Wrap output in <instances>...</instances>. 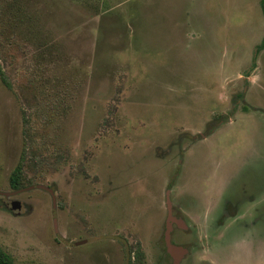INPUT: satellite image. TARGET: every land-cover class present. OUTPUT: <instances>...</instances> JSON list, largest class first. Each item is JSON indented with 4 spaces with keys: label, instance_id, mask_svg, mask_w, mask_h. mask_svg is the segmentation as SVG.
Wrapping results in <instances>:
<instances>
[{
    "label": "rangeland",
    "instance_id": "rangeland-1",
    "mask_svg": "<svg viewBox=\"0 0 264 264\" xmlns=\"http://www.w3.org/2000/svg\"><path fill=\"white\" fill-rule=\"evenodd\" d=\"M263 6L0 0V245L17 264H128L139 248L174 264L169 204L182 264H264ZM221 191L260 193L248 221L218 224Z\"/></svg>",
    "mask_w": 264,
    "mask_h": 264
},
{
    "label": "flooded vegetation",
    "instance_id": "flooded-vegetation-1",
    "mask_svg": "<svg viewBox=\"0 0 264 264\" xmlns=\"http://www.w3.org/2000/svg\"><path fill=\"white\" fill-rule=\"evenodd\" d=\"M254 64H255V61H254ZM249 76V74H248ZM246 76V77H248ZM170 190H167V196H169L170 194ZM260 193H256L255 195H252V196H248V197H241V198H236V199H231L230 197L228 198H224V191H221L218 195V199L214 202H210L206 208L208 206L210 207H213V209H215V213L217 214L218 213V217L221 213H225V210H226V215L224 214L223 216H221L218 220V224L223 222L225 218H231V219H234V220H240V219H243V221H248L247 216V213H248V210H249V205L253 203H255L256 201V196L259 195ZM264 195V190H262V196ZM9 198V197H8ZM14 201H17V200H12L11 201V207H12V203ZM192 205H196V199L193 198V199H188V208L186 206H183V208H186V209H190V207ZM222 205V208L221 210H219V206ZM6 207H9L8 204L6 203ZM246 208V209H245ZM253 208V206H252ZM251 208V209H252ZM201 209V208H200ZM254 209V208H253ZM257 216V213H255V211L250 215L253 220H251V223L254 224L255 221H258V218L256 217ZM251 218V219H252ZM220 221V222H219ZM248 224V222H246ZM184 225V230L186 231H190V228H191V224H183ZM222 225V224H220ZM174 243V242H173ZM175 245H178L176 243H174ZM184 260V258L182 259V261ZM182 261H181V264H182Z\"/></svg>",
    "mask_w": 264,
    "mask_h": 264
},
{
    "label": "trees",
    "instance_id": "trees-1",
    "mask_svg": "<svg viewBox=\"0 0 264 264\" xmlns=\"http://www.w3.org/2000/svg\"><path fill=\"white\" fill-rule=\"evenodd\" d=\"M264 9V6H263ZM264 46V42L263 45ZM0 77L2 79V81L4 82L5 85H7L8 87L11 86L10 82H9V78L5 72V70L3 69V67L1 66L0 63ZM30 140L26 143V148L24 149L23 153H22V157H21V161L18 164V166L15 168V170L13 171L12 175H11V185L13 188L18 189L22 186V183L25 179V168L26 166H33L35 161L32 162L30 160L31 156H35L38 157L39 155L37 154V152L34 150V143H33V139L31 142V135L29 136ZM54 155H57L56 153ZM133 253V250H132ZM135 253V252H134ZM136 260L132 261V257L129 259V263L128 264H142L143 263V258H144V252L141 251V249H137L136 250ZM0 264H17L14 260V258L8 253L6 252L0 245Z\"/></svg>",
    "mask_w": 264,
    "mask_h": 264
},
{
    "label": "water",
    "instance_id": "water-1",
    "mask_svg": "<svg viewBox=\"0 0 264 264\" xmlns=\"http://www.w3.org/2000/svg\"><path fill=\"white\" fill-rule=\"evenodd\" d=\"M37 187L42 188L44 190H47L48 192H50L52 194L54 203H56V197H55V193L54 190L46 185H38ZM19 191L14 192V194H17ZM12 194V195H14ZM12 208L13 209H17L20 210L22 207V203L17 200L14 201L12 203ZM168 209H169V216H168V222H167V229H166V233H165V240H166V244H167V248H168V252L174 257V264H181V261L184 257V255L188 252L187 248L183 247V246H177L175 244H173L172 242V224L175 220V218L172 216V207L171 204L168 205ZM83 243L80 242V244Z\"/></svg>",
    "mask_w": 264,
    "mask_h": 264
}]
</instances>
